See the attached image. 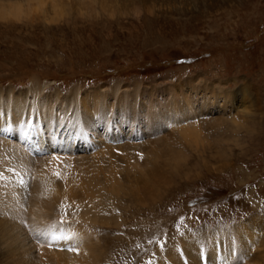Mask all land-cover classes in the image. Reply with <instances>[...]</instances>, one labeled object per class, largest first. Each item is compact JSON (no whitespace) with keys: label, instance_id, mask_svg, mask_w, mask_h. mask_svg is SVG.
Listing matches in <instances>:
<instances>
[{"label":"rangeland","instance_id":"obj_1","mask_svg":"<svg viewBox=\"0 0 264 264\" xmlns=\"http://www.w3.org/2000/svg\"><path fill=\"white\" fill-rule=\"evenodd\" d=\"M0 1L27 4L26 0ZM87 1L60 0L59 14L47 11L48 7L45 13L35 8L21 18L0 19V89L11 86L24 92L35 78L41 92L38 104L51 103L58 112L60 106L80 108L87 99L100 96L110 104L113 117L121 98L114 94L116 85L132 103L143 101L144 96L161 101L168 90H176L198 106L195 100L204 92L202 87L172 89L195 75L232 91L229 102H220L227 106L221 108L219 121H213V112L204 111L200 114L204 117L197 118L200 142L187 143L179 130H172L165 146L169 143L179 151L177 158L183 160L177 163L186 161L192 168L188 177L164 182L152 207L136 202V195L122 193H107L98 201L101 208L83 225L99 240L100 264H143L156 257V245L164 249L180 233L225 228L253 212H264V0H147L142 5L131 0L134 5L123 13L108 12L101 7L102 0ZM74 88L78 96L72 94ZM19 97L24 100L23 93ZM143 144L145 152L136 156L140 167L163 171L153 163L159 153L154 144L148 140ZM116 151L93 154L98 163L103 162L99 170L112 162L119 168L115 169L118 178H129L139 166L132 165L131 154ZM115 157L126 163L118 164ZM59 206L68 213L59 219L64 225L77 221L69 203ZM58 259L60 264H74L64 254Z\"/></svg>","mask_w":264,"mask_h":264},{"label":"bare ground","instance_id":"obj_2","mask_svg":"<svg viewBox=\"0 0 264 264\" xmlns=\"http://www.w3.org/2000/svg\"><path fill=\"white\" fill-rule=\"evenodd\" d=\"M59 1L26 0L25 5L19 1H0V19L21 18L36 11L35 8L42 12L48 7L47 11L51 9V13L59 14L63 4ZM78 1L82 4L84 0ZM102 2L101 7L108 12L120 13L130 10L133 4L131 0ZM138 3L142 5L147 0H138ZM198 77L188 76L172 88L202 87L204 92L195 100L198 106L193 104L190 96H178L176 90H168L167 97L161 101L144 96L143 101L128 102L125 93L116 85L119 83H115L114 94H120L121 98L117 100L119 109L114 117L109 112L110 104L100 96L95 97L97 100L94 97L91 101L87 99L80 108H76V104L60 106L62 109L58 112L53 110L51 103L38 104L40 87L35 78L24 92H15L11 86L0 89V264H60L58 258L62 254L74 264H100L99 240L96 241L89 226L83 225L101 208L98 201L105 199L107 193H122L136 195V202L152 207V200L161 197L156 193L164 182L170 183L176 176L180 179L188 177L192 168L190 161L187 166L186 161L177 163L179 159L183 160V157L177 158L181 156L179 151L172 149L169 143L165 146L164 143L171 140L172 130H179L181 139L187 143L200 142L202 133L197 118L204 117L200 115L204 111L210 115L213 112V121H219L223 114L221 108L227 106L220 102L231 99L232 91L216 88ZM134 86L140 87L137 82ZM77 90L74 88L72 94L77 95ZM22 93L24 100L19 97ZM54 94L58 96L57 92ZM28 95L31 98L27 99ZM147 140L159 151L155 152L158 159L153 156L156 158L153 163L164 168L163 171L153 166L149 169L140 167L136 156L144 150L142 147L147 143H143ZM114 149L123 156L131 154L132 165L139 166L130 171L129 178H118L115 171L118 166L110 161L111 164L99 170V164L103 162L99 160L101 163H98L99 158L93 154ZM114 161L124 162L118 157ZM61 162L64 165L61 166ZM172 162L178 164L176 168L171 166ZM167 166L172 169L168 170ZM65 202L73 208L71 211L77 219L69 225L59 220L66 217V210L61 208L62 205L58 207ZM216 227L180 233L170 239L164 249L156 245V257L144 258L143 264H264V212H253L229 227ZM65 246L70 249L64 251Z\"/></svg>","mask_w":264,"mask_h":264}]
</instances>
